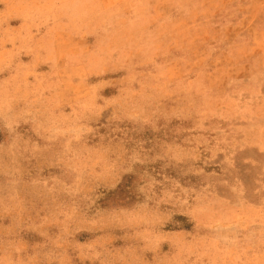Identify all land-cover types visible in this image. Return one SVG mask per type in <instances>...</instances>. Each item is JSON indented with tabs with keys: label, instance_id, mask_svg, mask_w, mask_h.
<instances>
[{
	"label": "rangeland",
	"instance_id": "374dc122",
	"mask_svg": "<svg viewBox=\"0 0 264 264\" xmlns=\"http://www.w3.org/2000/svg\"><path fill=\"white\" fill-rule=\"evenodd\" d=\"M0 264H264V0H0Z\"/></svg>",
	"mask_w": 264,
	"mask_h": 264
}]
</instances>
